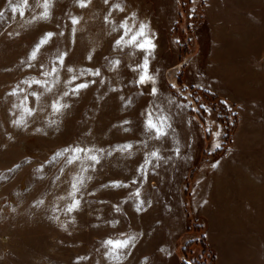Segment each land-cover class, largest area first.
<instances>
[{"label": "rangeland", "instance_id": "1", "mask_svg": "<svg viewBox=\"0 0 264 264\" xmlns=\"http://www.w3.org/2000/svg\"><path fill=\"white\" fill-rule=\"evenodd\" d=\"M84 3L0 0V264H217L214 210L198 200L199 179L217 173L237 120L217 92L200 87L217 91V77L197 69L203 0ZM142 24L154 51L115 46ZM145 56L154 83L138 85L130 68ZM80 83L89 87L73 93ZM149 113L167 118L166 136L146 131ZM93 154L99 164L87 159ZM254 164V182L263 183L264 159ZM74 199L80 206L69 212ZM108 240L129 245L113 249Z\"/></svg>", "mask_w": 264, "mask_h": 264}, {"label": "crops", "instance_id": "2", "mask_svg": "<svg viewBox=\"0 0 264 264\" xmlns=\"http://www.w3.org/2000/svg\"><path fill=\"white\" fill-rule=\"evenodd\" d=\"M203 15L206 44L198 58L204 55V66L197 69L217 77V91L200 87L217 92L237 122L217 173L199 179L198 200L204 196L214 210L217 264H264V182H254V162L264 159V0H203Z\"/></svg>", "mask_w": 264, "mask_h": 264}, {"label": "snow or ice", "instance_id": "3", "mask_svg": "<svg viewBox=\"0 0 264 264\" xmlns=\"http://www.w3.org/2000/svg\"><path fill=\"white\" fill-rule=\"evenodd\" d=\"M89 2H90V0H89ZM105 2H107V0H105ZM78 3L82 7L86 6V4L84 3V0H78ZM45 8H47V3H45ZM45 15H47V13H45ZM74 22H76V21H74ZM121 26L124 29L125 34H127L130 31L127 24H122ZM147 27L148 26L146 24L140 25L139 30L131 36L130 40L125 41L124 38L121 37V39L116 41L115 46L120 47L122 44L127 43L130 45H134L141 52H147L150 54L152 51H154L156 46H155L154 42L150 38H148V36H147ZM52 35L53 34H51V33L48 34L47 38L42 41V44L47 43V39H50ZM32 55H33V57H35L36 53L33 52ZM89 59H91V57H89ZM149 67H150L149 66V58H148V56H145L142 64L138 65L136 68H130V70L133 72H137V71L139 72L138 79L135 81V83H137L138 85H145V84L151 85L154 83V77L152 75H150ZM53 71H55V69ZM68 71H72V69L69 68ZM94 74L99 75V72H95ZM73 79H75V78H73ZM36 83H39V81H36ZM88 87H89L88 84L80 83L72 89V92L78 93V92H81L82 90L87 89ZM156 93H157V90L155 87H153L151 94L156 95ZM63 95L68 96L69 93L64 92ZM121 99H123V97H121ZM53 107L55 108L56 111H60L61 107H67V106L66 105H64V106L53 105ZM166 119H167L166 117L161 118L158 122H156L151 118V113H149L148 119L146 120V123H145L146 131H154L156 134V136H155L156 139H160V138L166 136L167 133L164 131V128L166 126V124H165ZM130 123H131L130 121H127V120L124 121V124H130ZM167 126L170 127V125H167ZM124 131L128 132V131H130V129L125 127ZM215 135L218 136L219 133H215ZM131 147H132V145H130V144H124L121 146V149L126 150V149H130ZM215 147L219 148L220 145L216 144ZM72 151L78 154V153L84 152L85 150L82 148H75V149H72ZM87 151L92 152L93 150L88 149ZM97 151H99V150H97ZM177 152H179V149H177ZM62 154L63 153L58 152L55 155L60 156ZM152 155L156 156L157 154L154 152V153H152ZM78 159H79L78 155L70 156L68 158V160L66 161V163L72 164ZM87 159H89L90 161H92L96 164L100 163V159H99L98 155H94V154L89 155V156H87ZM213 167H215V165H213ZM82 184H83V179L80 177H77L76 182L72 184L73 195L75 194V192L79 191L78 186L82 185ZM110 186H112V187H124L123 184H120L118 182H113V184ZM38 203H42V201H38ZM79 206H80V201L74 199L73 203L68 207L67 211L72 212L74 210H77L79 208ZM116 210L119 211V208L117 207ZM106 244L109 246H112L113 249H120V248L128 247L129 241L125 240L123 242H121V241L113 242L111 240H108V241H106Z\"/></svg>", "mask_w": 264, "mask_h": 264}, {"label": "trees", "instance_id": "4", "mask_svg": "<svg viewBox=\"0 0 264 264\" xmlns=\"http://www.w3.org/2000/svg\"><path fill=\"white\" fill-rule=\"evenodd\" d=\"M202 19H203V21H204V16H202ZM205 95H206V93H205ZM200 240H201V242H202V243H203V245H204L205 243H204V240L202 239V237H201V239H200Z\"/></svg>", "mask_w": 264, "mask_h": 264}]
</instances>
